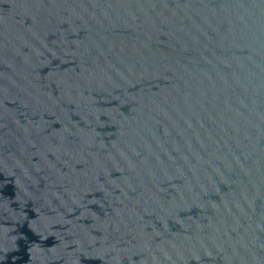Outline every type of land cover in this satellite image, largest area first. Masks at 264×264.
I'll return each mask as SVG.
<instances>
[{"label": "water", "instance_id": "95a60500", "mask_svg": "<svg viewBox=\"0 0 264 264\" xmlns=\"http://www.w3.org/2000/svg\"><path fill=\"white\" fill-rule=\"evenodd\" d=\"M0 264H264V0H0Z\"/></svg>", "mask_w": 264, "mask_h": 264}]
</instances>
